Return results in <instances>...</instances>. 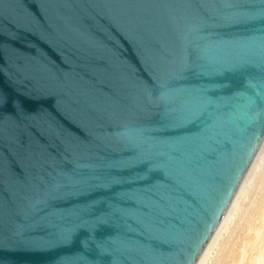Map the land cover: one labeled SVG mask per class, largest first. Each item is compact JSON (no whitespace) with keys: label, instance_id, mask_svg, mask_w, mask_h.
Returning a JSON list of instances; mask_svg holds the SVG:
<instances>
[{"label":"water","instance_id":"obj_1","mask_svg":"<svg viewBox=\"0 0 264 264\" xmlns=\"http://www.w3.org/2000/svg\"><path fill=\"white\" fill-rule=\"evenodd\" d=\"M264 152V0H0V264H197Z\"/></svg>","mask_w":264,"mask_h":264},{"label":"rangeland","instance_id":"obj_2","mask_svg":"<svg viewBox=\"0 0 264 264\" xmlns=\"http://www.w3.org/2000/svg\"><path fill=\"white\" fill-rule=\"evenodd\" d=\"M249 177L203 264H264V152Z\"/></svg>","mask_w":264,"mask_h":264},{"label":"bare ground","instance_id":"obj_3","mask_svg":"<svg viewBox=\"0 0 264 264\" xmlns=\"http://www.w3.org/2000/svg\"><path fill=\"white\" fill-rule=\"evenodd\" d=\"M252 174H253V173H252ZM251 176H252V175H251ZM248 178H251V177L248 176ZM248 178H247V180H249ZM247 180L245 181L244 185L246 184ZM249 182H250V181H249ZM244 185L242 186L241 190L239 191L238 195L236 196L235 200L233 201L232 205L230 206L229 210L227 211L225 217L223 218L222 222L220 223L219 227L217 228L216 232L214 233L213 237L211 238L210 242L208 243L207 247L205 248L204 252L202 253L201 257L199 258L197 264H201V263L203 264V263H204L202 260H203L204 258L206 259V257H204V256H205V255L207 256L206 252H207L209 246H210L211 244H213L212 242L214 241L215 237L217 238L216 235H217L218 232H220V231H219V230H221L220 228H223V227H224V226L222 227V225H224L225 220H226V221L229 220V219L227 220V217H228V215L230 214V212H231V210L233 209V207L237 204V200H238V198L241 196L243 189H245V188H244ZM247 185H248V184H247ZM247 185H246V186H247ZM245 190H246V189H245ZM245 190H244V191H245ZM243 193H244V192H243ZM242 195H243V194H242ZM234 208H235V207H234ZM232 213H233V212H232ZM230 215H231V214H230ZM222 231H223V230H222ZM214 243H215V242H214ZM212 246H213V245H212ZM207 253H208V252H207Z\"/></svg>","mask_w":264,"mask_h":264}]
</instances>
